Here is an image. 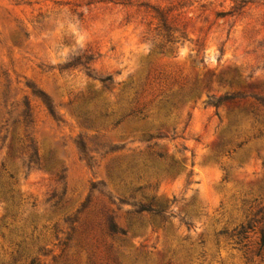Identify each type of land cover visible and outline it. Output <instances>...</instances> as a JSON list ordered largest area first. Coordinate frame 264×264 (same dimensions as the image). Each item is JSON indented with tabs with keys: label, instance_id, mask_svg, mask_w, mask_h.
<instances>
[{
	"label": "rangeland",
	"instance_id": "1",
	"mask_svg": "<svg viewBox=\"0 0 264 264\" xmlns=\"http://www.w3.org/2000/svg\"><path fill=\"white\" fill-rule=\"evenodd\" d=\"M140 80L146 119L91 114ZM262 230L264 0H0V264H264Z\"/></svg>",
	"mask_w": 264,
	"mask_h": 264
},
{
	"label": "trees",
	"instance_id": "2",
	"mask_svg": "<svg viewBox=\"0 0 264 264\" xmlns=\"http://www.w3.org/2000/svg\"><path fill=\"white\" fill-rule=\"evenodd\" d=\"M111 80H112V77L108 76L106 79H103L102 81L103 83H106L107 81H111ZM141 81L142 80H140L139 84L136 87L132 86L130 88V89L134 88V92L132 96L130 94L128 95L125 94L123 98V100L127 101V106L125 108L115 109L107 103L99 104L97 103L98 96L96 95L91 96L89 98V103L94 104V109L92 110L91 114H93L97 119H102V120L112 118V128H117L125 122L132 123L136 120L146 119L149 116V112L155 100L153 99L150 101H146L144 99L143 97L144 89L147 83L146 82L143 83ZM125 93H129V92H125ZM188 95L186 96L184 95L180 100L172 102L171 109L184 103ZM160 96H161L160 101L162 100L169 101V99L167 98L168 96L166 94L161 93ZM223 101L225 100H223V98H220L217 100V102H210V103L214 104L215 106H219ZM45 103L47 104L49 111L52 114H54L53 107L48 102H45ZM27 117H29V113H27ZM15 123L16 122L14 121L12 126L15 125ZM9 131H10L9 128H7L8 133ZM160 134L162 135L163 133H160ZM33 150H34V153L30 155V162L39 164V161H40L39 153L37 150L35 151V148H33ZM157 156L160 159H163L165 157L163 153H158ZM147 161H151V160H143L141 163L142 167H140L139 170L135 172L137 180L139 181L141 180V184L137 186L138 188L149 185L151 183V177L147 178L145 167L148 166V164L153 166V163L151 162L149 163ZM180 164L181 163L177 161H172L168 163V165L164 167L165 175L173 173L176 169L179 168ZM129 167L130 166H126L125 168H123V172L124 173L128 172ZM189 175H191V172L188 173V176ZM144 181L145 183H143ZM141 210L142 211L145 210L150 213L160 215L163 219L165 218L164 212L166 209L163 203H160L157 206H153L152 204H144L141 206ZM106 225H107L108 232L112 235H126L128 232V229L126 228H119L112 218L107 219ZM261 243L264 244V230H262V234H261ZM106 258L108 259L106 264H124L119 260V257L115 254L113 245H110V247L108 248ZM137 258L138 257L136 256L135 259ZM35 263H36V260L33 259L32 264H35ZM90 264H97V263L94 260H91Z\"/></svg>",
	"mask_w": 264,
	"mask_h": 264
}]
</instances>
